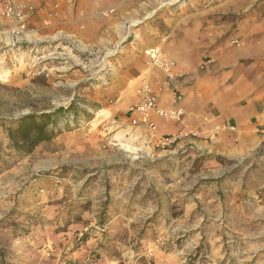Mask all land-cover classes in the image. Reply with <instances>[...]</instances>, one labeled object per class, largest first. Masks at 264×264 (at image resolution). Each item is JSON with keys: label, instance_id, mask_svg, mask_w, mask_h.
Returning a JSON list of instances; mask_svg holds the SVG:
<instances>
[{"label": "rangeland", "instance_id": "374dc122", "mask_svg": "<svg viewBox=\"0 0 264 264\" xmlns=\"http://www.w3.org/2000/svg\"><path fill=\"white\" fill-rule=\"evenodd\" d=\"M26 1L23 32L0 19V264H264V144L237 158L191 143L157 156L166 148L134 132L127 109L149 69L145 31L196 19L239 46L237 22L264 0H90L114 9L93 16L117 34L104 47L58 30L49 13L66 0ZM70 105L51 140L15 149L21 117Z\"/></svg>", "mask_w": 264, "mask_h": 264}, {"label": "crops", "instance_id": "0c3cea01", "mask_svg": "<svg viewBox=\"0 0 264 264\" xmlns=\"http://www.w3.org/2000/svg\"><path fill=\"white\" fill-rule=\"evenodd\" d=\"M44 1L48 6L56 2ZM56 3L60 5L58 30L74 35L75 41L89 47H104L117 39L116 32H109L114 30L107 31V27L96 25V11L106 17L102 14L105 8L101 9L100 4L97 6L90 0H77L74 5H66L68 2L63 1ZM198 22L201 21L193 19L187 25L176 22L173 30L168 31L157 26L145 31L148 40L144 47H157L175 60V70L181 75L170 85L182 95L179 101L162 87L161 71L154 70L149 77L153 88L159 90L161 87L158 105L164 109L181 108L184 112L183 123L152 116L159 134H171L185 127L199 132L198 137H187L156 155L168 156L181 145L191 143L198 154L237 158L264 144V8L255 9L248 19L237 22L234 40L240 41L239 46L225 40L217 45L228 32L227 26H213L210 22L199 32ZM74 25L79 28L73 29ZM137 77L139 73L127 64V83ZM220 126L225 129L209 138L212 130ZM133 128L147 140L143 124Z\"/></svg>", "mask_w": 264, "mask_h": 264}, {"label": "built area", "instance_id": "2783aa9c", "mask_svg": "<svg viewBox=\"0 0 264 264\" xmlns=\"http://www.w3.org/2000/svg\"><path fill=\"white\" fill-rule=\"evenodd\" d=\"M73 3L75 0H66ZM54 9L58 8V3L53 5ZM36 10L35 5L26 0H0V19L5 20L9 24L12 34H20L26 28V22ZM114 11L113 8L102 11L104 16H108ZM50 16H57L58 11L53 10ZM237 43V40H233ZM146 56V64L148 71L143 81L136 89V100L128 107V112L133 114L130 122L134 126L143 124L147 132V141L155 148H167L175 145L187 137H198L199 132L193 128L185 127L171 134L161 135L158 132L156 123L152 120V116L162 117L169 120H175L180 123L184 121V112L181 108L164 109L158 105L159 90L152 87L149 77L154 70L162 72V87H166L175 101L182 99V95L176 89L171 88V82L176 77L181 76L175 70L176 61L161 53L159 48L150 47L144 50ZM225 127H215L209 134V138L214 136L218 131Z\"/></svg>", "mask_w": 264, "mask_h": 264}, {"label": "trees", "instance_id": "16d2710c", "mask_svg": "<svg viewBox=\"0 0 264 264\" xmlns=\"http://www.w3.org/2000/svg\"><path fill=\"white\" fill-rule=\"evenodd\" d=\"M71 107H59L51 113H30L21 117L17 125L9 129V137L15 149L30 153L39 143L51 140L55 135L57 114Z\"/></svg>", "mask_w": 264, "mask_h": 264}, {"label": "bare ground", "instance_id": "6f19581e", "mask_svg": "<svg viewBox=\"0 0 264 264\" xmlns=\"http://www.w3.org/2000/svg\"><path fill=\"white\" fill-rule=\"evenodd\" d=\"M173 1H175V0H169L168 2H166V3H171V2H173ZM165 4V3H164ZM140 20L138 19V20H133L131 23H130V25L129 26H132V25H135V24H137L138 22H139ZM130 32V29L128 28V32H127V34ZM124 38H126V35L125 36H123V38L122 39H124ZM119 48V46H117V48H114V49H112V50H110V51H108V55H110V54H113V53H115L116 52V50Z\"/></svg>", "mask_w": 264, "mask_h": 264}]
</instances>
